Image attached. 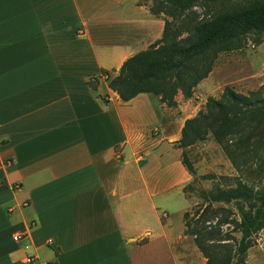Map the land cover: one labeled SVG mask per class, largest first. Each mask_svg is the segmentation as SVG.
<instances>
[{"label":"crops","instance_id":"1","mask_svg":"<svg viewBox=\"0 0 264 264\" xmlns=\"http://www.w3.org/2000/svg\"><path fill=\"white\" fill-rule=\"evenodd\" d=\"M163 27L138 0H0V264H206L183 221V95L108 86Z\"/></svg>","mask_w":264,"mask_h":264},{"label":"trees","instance_id":"2","mask_svg":"<svg viewBox=\"0 0 264 264\" xmlns=\"http://www.w3.org/2000/svg\"><path fill=\"white\" fill-rule=\"evenodd\" d=\"M138 4L162 16L164 27L160 38L127 58L108 78V86L123 101L150 93L174 107L178 92L185 99L192 97L219 53L241 49L249 35L258 44L264 42V0H138ZM97 81L96 77L90 82ZM209 134L237 168L252 160L264 174V84L247 94L226 85L219 97L209 96L204 108L184 121L176 144L183 149ZM182 163L193 175L183 153ZM202 198L204 203L194 213L183 214L185 234L192 237L206 264H247V250L264 229V189L255 191L239 179L235 186L203 191ZM230 203L236 205V215ZM235 232L240 233L238 239Z\"/></svg>","mask_w":264,"mask_h":264},{"label":"rangeland","instance_id":"3","mask_svg":"<svg viewBox=\"0 0 264 264\" xmlns=\"http://www.w3.org/2000/svg\"><path fill=\"white\" fill-rule=\"evenodd\" d=\"M200 9L202 8H197V11H201ZM210 11L214 12L215 6H212ZM108 76L111 77L110 74ZM263 84L264 42L258 44L253 41V35H249L241 49L218 54L212 71L195 87L192 97L184 99L180 96L182 97L183 115L191 117L196 114L204 108L209 96L219 97L226 85L247 94ZM172 109L174 111L175 108ZM181 150L194 171L185 192L188 200L187 211L190 214L204 203L202 192L214 189L216 186L224 188L235 186L241 179L255 191L264 189V174L259 171L255 162L250 160L241 168H237L228 159L221 145L210 134L204 140L181 148ZM228 207L236 215V205L230 203ZM233 234L237 239L240 237L239 232ZM261 236V245L250 251L251 264H264V229L257 234L258 238Z\"/></svg>","mask_w":264,"mask_h":264},{"label":"built area","instance_id":"4","mask_svg":"<svg viewBox=\"0 0 264 264\" xmlns=\"http://www.w3.org/2000/svg\"><path fill=\"white\" fill-rule=\"evenodd\" d=\"M105 77H107V75H104ZM16 238V237H15ZM31 260V258L29 257V258H27V261H30Z\"/></svg>","mask_w":264,"mask_h":264}]
</instances>
